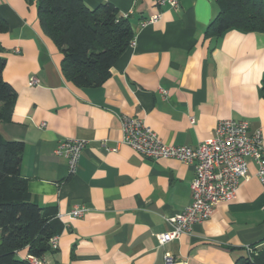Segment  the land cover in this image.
Returning a JSON list of instances; mask_svg holds the SVG:
<instances>
[{
  "label": "crops",
  "instance_id": "obj_1",
  "mask_svg": "<svg viewBox=\"0 0 264 264\" xmlns=\"http://www.w3.org/2000/svg\"><path fill=\"white\" fill-rule=\"evenodd\" d=\"M83 2L89 9L113 5L133 32L109 77L87 89L63 78L62 54L42 32L34 3L0 0L8 26L0 34L2 78L16 92L0 136L23 143L19 174L31 200L55 210L64 226L56 251L40 264H165L166 254L175 264H234L263 250L264 187L254 164L232 202L160 246L159 236L170 231L166 218L192 201L195 167L144 159L120 139L123 116L143 121L165 144L190 147L211 138L220 121L233 120L259 131L264 148V33L232 29L206 39L218 14L215 0H180L176 10L154 0ZM31 78L38 85L29 86ZM66 139L87 142L73 175L54 155ZM79 207L84 215L70 218Z\"/></svg>",
  "mask_w": 264,
  "mask_h": 264
},
{
  "label": "trees",
  "instance_id": "obj_2",
  "mask_svg": "<svg viewBox=\"0 0 264 264\" xmlns=\"http://www.w3.org/2000/svg\"><path fill=\"white\" fill-rule=\"evenodd\" d=\"M25 1L34 3L42 32L62 54L63 78L77 88L101 86L133 39L130 22L109 3L89 9L83 0ZM215 2L218 14L206 29V39L217 41L232 29L264 33V0ZM7 31L0 17V34ZM4 68L5 60L0 57V121L7 122L16 92L2 78ZM260 93L264 99V76ZM23 151V143L7 142L0 136V264L39 262L48 252L56 251L50 240L64 228L55 210L43 209L31 200L27 181L19 174ZM234 264H264V249Z\"/></svg>",
  "mask_w": 264,
  "mask_h": 264
},
{
  "label": "built area",
  "instance_id": "obj_3",
  "mask_svg": "<svg viewBox=\"0 0 264 264\" xmlns=\"http://www.w3.org/2000/svg\"><path fill=\"white\" fill-rule=\"evenodd\" d=\"M154 4L158 8L176 10L180 0H154ZM160 16L158 14L152 17L144 25L156 23ZM28 85L36 86L38 80L31 78ZM161 93L165 98V92L161 90ZM190 122H193L192 118ZM86 144L82 139H66L56 146L54 155L66 159L70 175L75 174ZM120 144L147 160L173 159L195 167V176L190 185L192 201L179 214L166 218L170 231L159 236L160 246L178 240L190 232L193 225L209 219L218 204L232 202L239 183L248 176L250 164L255 165L256 177L264 187V148L261 135L259 131L251 134L245 121H220L211 138L196 147H190L165 144L143 121L123 116ZM84 213L85 208L79 207L74 208L69 216L75 219L82 217ZM50 246L57 249V237L50 240ZM32 262L40 264L36 260ZM164 262L175 264L167 254Z\"/></svg>",
  "mask_w": 264,
  "mask_h": 264
}]
</instances>
